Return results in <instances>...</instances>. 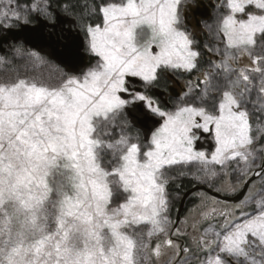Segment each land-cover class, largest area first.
Returning <instances> with one entry per match:
<instances>
[{"label":"rangeland","instance_id":"1","mask_svg":"<svg viewBox=\"0 0 264 264\" xmlns=\"http://www.w3.org/2000/svg\"><path fill=\"white\" fill-rule=\"evenodd\" d=\"M199 1L214 5L193 28ZM94 2V25L61 13L83 35L77 70L49 47L0 52V264H264V0ZM54 16L46 0H0V35ZM202 32L217 98L161 108L143 91L136 106L159 123L137 131L124 84L193 72ZM251 176L236 202L185 196L232 197Z\"/></svg>","mask_w":264,"mask_h":264},{"label":"flooded vegetation","instance_id":"2","mask_svg":"<svg viewBox=\"0 0 264 264\" xmlns=\"http://www.w3.org/2000/svg\"><path fill=\"white\" fill-rule=\"evenodd\" d=\"M199 5H197L196 7L192 8L190 13H186L184 14V19L187 20L188 17H191L190 20L186 21L190 26H192L193 28H196L195 26H197L196 24V17L198 16H209L208 11L210 8L213 7V3L209 2V4H201L202 2L199 1ZM55 18V16H54ZM53 18V21H54ZM53 21H49V22H53ZM192 21H194V24H192ZM64 27L62 25H58L55 28H49V31L51 32V34L53 35V37L55 39H60L63 41V36L65 34V31L63 30ZM204 41H207V36L204 35V33H199L197 35V48H199L200 52L206 54V56L209 57H204V59L200 60V64H199V69L195 68V70H193V72L187 74V75H183L184 73L178 75L176 74H170L167 73V77L163 79V74L158 75L153 83H151L149 85V87L145 90H143L142 88V84L141 81L139 80L137 83H135L134 85L132 84H127L125 83V87L127 89L128 92H126L125 94H123V98L129 100V106H126L124 111L126 116H128V119L130 120L131 124L133 127H135V129L140 130L142 128H145L148 126L150 122H148L147 124H141L138 120V118H142L143 113H146V111H144V109L142 107L138 108L137 105V101H136V94L142 93L143 91L145 92V96L146 98H150V102L153 105L155 102L152 100L153 98L156 100L157 105L161 108L167 107L170 108L171 107V102L172 101H177V105H179L181 102H183V99H190L193 100L195 102H202V106L203 104V100L206 96H208L209 98L213 97V98H217L218 96V92L217 93H212L211 92V88L208 87L206 85L208 76H211V71L209 72V64L213 61H211V53L209 52V50L207 49V46H205L203 43ZM214 60H217V62H222V59L220 58V56L214 55ZM196 71V72H194ZM193 73H195L196 75L199 74L198 77L194 78V76L192 75ZM225 77V76H223ZM223 78H221L220 82L222 81ZM206 80V81H205ZM189 82L191 84H189ZM192 93V94H191ZM159 98V99H158ZM142 101V100H141ZM143 102H141L140 104H142ZM159 103V104H158ZM164 105V106H162ZM205 107V106H204ZM206 108V107H205ZM207 109V108H206ZM136 110V111H135ZM208 110V109H207ZM210 111V110H209ZM142 114L141 116H138ZM148 115V114H147ZM154 116V114H152ZM138 116V117H137ZM131 117V118H129ZM156 117V116H155ZM157 118V117H156ZM131 119H135L136 121L133 122ZM211 127H209V130L204 132L202 130H198L197 134H198V138L196 143L200 144L202 148H211L212 143L209 141V136L211 135ZM201 139V140H200ZM200 142V143H199ZM206 146V147H205ZM264 168V165H263ZM262 172V167H258L254 170L253 175L258 176L260 175Z\"/></svg>","mask_w":264,"mask_h":264},{"label":"water","instance_id":"3","mask_svg":"<svg viewBox=\"0 0 264 264\" xmlns=\"http://www.w3.org/2000/svg\"><path fill=\"white\" fill-rule=\"evenodd\" d=\"M70 21L71 18L55 11V18L53 22H48L40 17H36V21L33 24L25 23L19 24L16 28H7L4 30V33L0 35V52L4 51L3 44L9 43L10 41H21L25 46L36 50H42L44 47H49L50 56L55 62H57L60 66L69 68L70 71H75L87 62V55L83 50L84 39L81 32L78 29L65 27V24ZM58 25H62L64 27L63 30L65 31V34L63 36V41L55 39L49 31V28H55ZM129 80L134 81L135 83L138 82L134 78H129ZM138 119V121L144 125L150 121L153 126H156L159 123L157 118L149 116L147 113H143L142 118ZM253 179L254 176H251L244 183L243 188L232 197L221 195L209 188L198 185L186 191L185 196L193 191L201 190L214 198L228 202H236L242 197L245 189ZM183 199L181 200V204L183 203ZM180 210L181 208L178 210V215ZM176 220H178V216Z\"/></svg>","mask_w":264,"mask_h":264},{"label":"trees","instance_id":"4","mask_svg":"<svg viewBox=\"0 0 264 264\" xmlns=\"http://www.w3.org/2000/svg\"><path fill=\"white\" fill-rule=\"evenodd\" d=\"M48 4V8L51 12L55 14V11L60 13H69L75 17L81 19L79 20L81 23H85L86 25H94L93 21L94 15L91 13L92 8L95 11H98L99 8L96 6L94 0H46ZM138 131V130H137ZM136 131V132H137ZM192 182L189 179H181L177 183H175V190L181 192L191 187ZM257 186V184H254Z\"/></svg>","mask_w":264,"mask_h":264},{"label":"bare ground","instance_id":"5","mask_svg":"<svg viewBox=\"0 0 264 264\" xmlns=\"http://www.w3.org/2000/svg\"><path fill=\"white\" fill-rule=\"evenodd\" d=\"M264 105V104H263ZM264 107V106H263ZM252 108V107H251Z\"/></svg>","mask_w":264,"mask_h":264}]
</instances>
